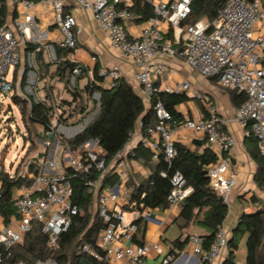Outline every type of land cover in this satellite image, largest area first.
I'll return each instance as SVG.
<instances>
[{"label": "built area", "instance_id": "2783aa9c", "mask_svg": "<svg viewBox=\"0 0 264 264\" xmlns=\"http://www.w3.org/2000/svg\"><path fill=\"white\" fill-rule=\"evenodd\" d=\"M18 9L12 25L0 15V92L12 94L16 88L28 108L41 105L46 121L35 123L39 155L34 171L25 174L26 181L11 191L10 205L14 210L7 219L0 215V264H5L10 250L23 243L35 226L46 236V247L54 252L59 238L66 233L79 208L72 201L73 182L82 180L86 192L103 226L94 246L81 245V250L97 261L108 264H141L150 251L160 249L159 242L137 244L135 220L149 219V213L132 208L129 197L132 185H126L134 160L129 140L109 161L97 140H79L99 113L101 91L112 89L121 79L115 67H90L73 61L76 49V20L66 13L61 0H8ZM90 8L98 27L109 39L110 47L137 68L142 101L149 106L154 83L166 79L168 68L159 57L182 61L203 78L214 79L224 89L244 95V101L234 109L233 120L257 142L264 155V0H225L215 17L207 22L199 19L187 22L193 0H77ZM50 12L51 25L59 33V56L54 44L43 43L35 13L37 8ZM30 44V45H29ZM28 46L34 47L28 49ZM45 54L54 67L42 73L36 58ZM95 62V58H91ZM74 66L62 74L63 62ZM192 87L182 80L173 92L189 91ZM165 91H169L165 89ZM205 101L203 95H197ZM205 115L194 114L180 123L157 101L153 104L155 122L147 127L141 143L157 158L162 153L169 164L176 155V136L189 132L201 135L215 156L206 168L208 185L225 203L237 183L231 169L230 150L234 137L223 125L215 105L204 102ZM26 165H24V168ZM11 176L12 173L10 172ZM108 175V177H106ZM160 175L165 176L162 171ZM109 178L116 179L110 184ZM134 184H137L134 182ZM171 188L166 196L167 208L177 207L191 192L182 175L170 177ZM3 184L0 168V201ZM128 215V217H127ZM228 235L221 226L211 245L204 248L199 235L188 236L190 255L199 262L214 264L226 253ZM175 260L166 255L162 264ZM12 264H25L19 260ZM31 264H58L53 257L37 259Z\"/></svg>", "mask_w": 264, "mask_h": 264}, {"label": "trees", "instance_id": "16d2710c", "mask_svg": "<svg viewBox=\"0 0 264 264\" xmlns=\"http://www.w3.org/2000/svg\"><path fill=\"white\" fill-rule=\"evenodd\" d=\"M224 2L225 0H193L191 3L192 12L187 18V22L192 23L199 19L211 21ZM4 11V5H1L0 15L2 17ZM33 48L28 46V49ZM61 50L60 47L56 46V52L59 56L62 53ZM261 62L264 63V54ZM72 66L74 63L66 61L60 64L58 70L66 75ZM229 94L231 104L234 107H238L245 99L243 94L233 90H230ZM11 99L18 105L19 103L25 104L16 95L11 94ZM189 100L191 98L183 91H162L159 90L158 83H154V91L148 110H146L141 97L121 77L115 87L101 91L99 113L79 140L86 138L97 140L104 157L109 161L124 147L129 140V133L135 132L138 125L141 137L145 136L147 127L155 122L153 112L155 102L159 101L170 113L172 121L178 124L184 120V116L178 111V107ZM199 100L198 103L201 102L202 105L205 101L210 102L206 98L205 101ZM199 106L202 107L201 104ZM20 111L22 119L26 121L24 126L27 134L23 138L31 146L33 144V148L31 147L28 151L30 155L24 162L26 165L24 173L27 174L34 171V159L36 155H39V146H35L33 140L28 141L27 138L30 133L32 136H37L34 124L44 123L46 115L41 105L36 104H32L30 108L27 104L26 107L23 105L20 107ZM248 137L253 138L251 135ZM254 141L255 146L250 150V156L257 164L255 180L260 187L264 183V155L259 153L257 142L255 139ZM175 147L176 155L169 164L164 161L162 153H158L156 161L153 162V153L141 142L132 149V154L128 156L146 168L148 175L137 184L130 181L126 182V185L133 186L129 203L132 204L133 209L140 212L145 209L167 208L166 196L171 188L170 177L173 173L179 172L185 184L191 187V192L180 203L178 219L184 224L196 219V223L207 231L201 237L204 248H208L215 238L218 227L222 225L228 213V204L209 187L206 177V168L215 161V156L207 147L200 153L191 151L179 144H175ZM162 171L165 176L160 175ZM19 173L21 171L18 170V167L12 172V176L9 171L1 170L3 199L0 201V215L4 219L14 214L10 205L12 188L26 181V177H21ZM109 179L110 184L116 181L113 178ZM73 187L71 199L79 208V213L73 217L69 230L60 235L59 248L54 252L49 251L46 247V236L40 232L38 226H35L26 234L22 244L10 250L5 264H12L19 260L25 264H31L37 259H45L49 256L55 258L58 264H108L105 260H95L81 250V245L85 243L94 246L96 236L103 223L95 212L92 197L86 192L83 181L74 180ZM135 223L137 224V233L133 237V241L141 244L145 222L138 218ZM138 235H141L140 239L137 238ZM240 236L245 237V256L244 261L240 264H264V207L250 213L240 214L227 241L226 253L220 264H238L235 261V253L237 250L236 240ZM187 241L188 236L182 239L179 236L172 241V246L177 250H182ZM167 255H173L175 258L177 252L172 248Z\"/></svg>", "mask_w": 264, "mask_h": 264}, {"label": "crops", "instance_id": "0c3cea01", "mask_svg": "<svg viewBox=\"0 0 264 264\" xmlns=\"http://www.w3.org/2000/svg\"><path fill=\"white\" fill-rule=\"evenodd\" d=\"M91 2L92 0H85ZM63 3L64 11L76 20V49L71 54L73 61L84 64L90 67H115L117 68L122 78L127 81L137 95L142 99V93L140 85L136 79L137 68L132 65L128 60L123 58L116 50L110 47L109 39L103 31L98 27L97 22L94 19L93 11L90 8L83 7L77 0H61ZM4 5V20L8 25H12L17 18L18 9L14 7L8 0H0V6ZM37 15V21L40 27L41 35L39 36L43 43L54 44L58 46L59 33L51 25L50 12L41 7L35 11ZM30 45V44H29ZM59 47V46H58ZM96 60L92 62L91 58ZM156 62L164 63L169 72L164 80H158L159 90L173 92L177 85L184 79L187 80L192 89L185 92L191 100L178 107V111L185 117H191L194 114L201 116L205 115V107H200L197 102L198 92H200L206 99L210 100L217 109L218 115L225 121L223 128L229 132L235 139V145L230 150L231 156V169L236 173L237 183L232 188L228 195V203L231 206L228 207V213L222 223V227L226 230L228 239L231 236L232 229L236 226L237 220L241 213H250L259 208L264 207V183L262 186H258L255 180L257 172V164L250 156V150L255 146L253 138L245 135V129L233 120V112L236 107L232 106L230 100V94L228 89L221 88L214 79L219 88H214L206 84L207 87L201 92V87L198 86L201 83L199 76L195 71L189 69L182 61L177 59H171L168 57H159ZM37 66L42 73L48 74L54 67L46 62L45 54L42 53L36 58ZM186 66L190 71L184 72L182 66ZM192 73L195 74L193 77ZM199 76V77H198ZM208 79V78H207ZM182 92V91H179ZM200 95V94H199ZM193 104L197 109H190V112H185L184 106L186 104ZM201 103V102H199ZM145 105V109L148 110V105ZM141 142V135L139 132V125L136 128L135 135L129 141V148L133 149ZM176 144L185 146L191 151L202 152L207 147V143L201 135L194 136L189 132H182L176 136ZM211 151V150H210ZM156 159L153 158V162ZM132 172L129 176L130 182L138 183L141 179L148 175V170L141 164L136 162L132 163ZM180 210V204L175 208L165 209H145L146 213H149L150 217L145 222L144 235H138L137 238L142 242H159V251L153 252L145 259L155 260L162 252L167 250L165 255L173 248L177 255L175 260L170 264H207L199 262L196 258L190 255V249L188 244L184 246L182 250H177L172 246V241L176 237L184 238L189 235L203 236L207 233L205 228L196 223V219L190 221L188 224H184L183 221L178 219ZM198 219V218H197ZM172 232V234H168ZM225 256L222 254L219 261L214 264H220ZM144 259V260H145ZM162 261L160 264H162ZM242 261L236 263L240 264ZM113 262L112 264H114ZM145 263L142 261L141 264ZM120 264H123L122 261Z\"/></svg>", "mask_w": 264, "mask_h": 264}, {"label": "rangeland", "instance_id": "374dc122", "mask_svg": "<svg viewBox=\"0 0 264 264\" xmlns=\"http://www.w3.org/2000/svg\"><path fill=\"white\" fill-rule=\"evenodd\" d=\"M182 67L184 72L190 71L186 66L183 65ZM194 75L195 74L192 73L193 77H195ZM199 79L201 80V83L198 86L201 87V92L207 87L206 84L214 88H219L216 83L210 79L203 77H199ZM16 91V88L13 89L12 95H16L18 99L23 100L25 104L19 103L18 105L11 99V94L9 92H0V168L3 171L7 170L11 173L14 172L17 167L19 171L24 172V162L30 155L28 152L29 149L33 146V144L31 146V144L23 138L26 136L27 130L24 126L26 121L21 117L20 107L23 105L26 107V102L23 97L17 95ZM198 93L202 95L200 92ZM197 104L200 105L202 103L197 102ZM203 106H205L204 102ZM190 109L197 108L191 103L184 106L185 112H190ZM27 139L28 141L33 140L34 145H37L36 136H32L30 133ZM229 206H231V203H228V207ZM168 234L170 235L172 232H169ZM236 242L237 250L235 253V261H244L245 237H238ZM166 252L167 250L162 252L155 260H143L145 261L143 264H160ZM150 254H153V251H150Z\"/></svg>", "mask_w": 264, "mask_h": 264}]
</instances>
